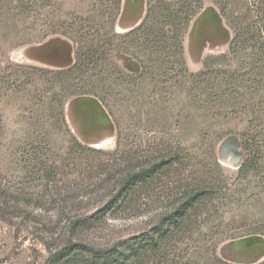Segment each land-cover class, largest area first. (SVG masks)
<instances>
[{
	"label": "rangeland",
	"instance_id": "374dc122",
	"mask_svg": "<svg viewBox=\"0 0 264 264\" xmlns=\"http://www.w3.org/2000/svg\"><path fill=\"white\" fill-rule=\"evenodd\" d=\"M146 12V0H0V264H49L70 243L109 248L148 231L182 193L207 182L218 197L199 215L202 235L178 246L184 260L175 261L264 262V88L256 85L264 75L240 77L249 72L245 55L230 54L232 27L212 0L190 23L181 63L125 37ZM85 38L100 42L103 58L71 82L107 107L90 95L70 98L68 79L56 74L75 64ZM57 40L71 50L70 66L33 61L31 47ZM136 53L160 76H141ZM203 71L213 85L194 77ZM168 151L184 166L139 190L122 211L110 210L118 181L136 164L129 157ZM249 161L253 167L241 170Z\"/></svg>",
	"mask_w": 264,
	"mask_h": 264
},
{
	"label": "trees",
	"instance_id": "16d2710c",
	"mask_svg": "<svg viewBox=\"0 0 264 264\" xmlns=\"http://www.w3.org/2000/svg\"><path fill=\"white\" fill-rule=\"evenodd\" d=\"M146 1L147 12L144 20L125 37L127 39L133 38L131 44H134V41L136 42L135 49L142 51L146 48V50L150 49L151 53L154 52L155 54L167 53L170 55L172 53L173 58L174 55L180 58L176 63H181L184 55L183 38L194 17L203 9L204 0ZM212 1L219 7L222 16L232 27L234 36L230 43V54L233 56L245 55L249 72L240 75V77L249 74L254 75L256 78L263 76L264 0ZM239 7L243 8L242 12H236ZM117 10L119 14L120 1ZM82 42L85 47L75 52V64L70 69L56 74L64 80L68 79L65 94H68L70 98L90 95L107 107L105 104L106 98L97 94L83 93V87L80 83L71 82L76 74L82 77L86 73L93 72L99 60L103 58L104 50H99L101 48L100 42L96 45L95 42L98 41L86 38ZM108 44L105 43L104 45L107 46ZM109 45L112 48L114 47L111 43ZM139 54L136 53L132 56L141 64V76L152 75L153 73L160 76L161 68L156 65L151 67L146 65L139 58ZM221 58H225V56L207 59L204 62V68L207 69L206 67L210 63L217 62ZM209 75L210 73L203 71L194 77L199 79V83L208 87L212 83L208 82L205 77H209ZM240 77H237V79L241 80ZM229 78H232L233 81L236 80L232 75ZM256 85H261L264 88V80L257 82ZM125 137L128 136L121 130L119 139L124 140ZM77 146H79V150H75V154L82 156L86 149L79 144ZM118 153L121 152H115L113 156L115 158L119 157L120 154L116 155ZM124 155L129 154L122 153L120 159H123ZM130 158L131 156L129 160L136 162V164H133L126 175L118 181V191L112 198L110 210L122 211L124 204L129 203V200L136 196L139 190L152 184L154 180L160 177L175 173V167L178 170V168L184 166L181 154L172 153V151L163 152L154 159L149 158L148 161H140L139 159L135 161V157ZM254 164V162L249 161L241 170L248 167L252 168ZM219 192V187L211 182H207L206 186L187 190L181 194L170 209L159 215L157 222L148 231L121 241L109 248H99L82 242L70 243L54 253L49 259V264H62L72 256L73 258L82 257L84 264H179L180 262L175 260L177 258H183L184 260V257L180 255L183 250L178 246L184 245L185 241L192 240V236L197 232L199 237L202 235L204 226L198 224L197 220L207 205L216 200ZM2 193L0 191V194ZM261 264H264V262Z\"/></svg>",
	"mask_w": 264,
	"mask_h": 264
},
{
	"label": "water",
	"instance_id": "95a60500",
	"mask_svg": "<svg viewBox=\"0 0 264 264\" xmlns=\"http://www.w3.org/2000/svg\"><path fill=\"white\" fill-rule=\"evenodd\" d=\"M64 44L59 40L54 43L44 44L38 47H31V53H33V57H36L34 61H38V63H45L46 65H59V66H70L71 58L70 49L64 47ZM93 105V104H92ZM229 163V162H228ZM232 166L238 167L236 164L231 163Z\"/></svg>",
	"mask_w": 264,
	"mask_h": 264
},
{
	"label": "flooded vegetation",
	"instance_id": "af4514ba",
	"mask_svg": "<svg viewBox=\"0 0 264 264\" xmlns=\"http://www.w3.org/2000/svg\"><path fill=\"white\" fill-rule=\"evenodd\" d=\"M87 107V109L85 110V112L84 113H86L85 115H86V117L85 116H80V119H81V121L82 122H80V124H81V126L83 127V129L86 127V122L88 121V116H89V113L91 114L92 113V109H94V106L91 104L89 107L88 106H86ZM84 115V114H83ZM90 123V122H89Z\"/></svg>",
	"mask_w": 264,
	"mask_h": 264
},
{
	"label": "bare ground",
	"instance_id": "6f19581e",
	"mask_svg": "<svg viewBox=\"0 0 264 264\" xmlns=\"http://www.w3.org/2000/svg\"><path fill=\"white\" fill-rule=\"evenodd\" d=\"M140 11H141V10H140ZM139 14H140V12H137V16H138ZM127 16H128V15H127ZM127 16H125V17H127ZM125 17H124V21H126V19H127V18H125ZM129 19H130V18H128V20H129ZM128 20H127V21H128ZM33 61H34V60H33ZM71 121H72V120H71Z\"/></svg>",
	"mask_w": 264,
	"mask_h": 264
}]
</instances>
